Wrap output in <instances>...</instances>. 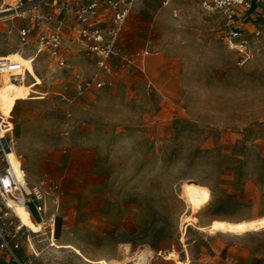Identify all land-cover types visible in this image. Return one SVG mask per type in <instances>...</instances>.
Segmentation results:
<instances>
[{
    "label": "rangeland",
    "instance_id": "obj_1",
    "mask_svg": "<svg viewBox=\"0 0 264 264\" xmlns=\"http://www.w3.org/2000/svg\"><path fill=\"white\" fill-rule=\"evenodd\" d=\"M174 2L181 4L172 3L168 13L163 0H143L140 8L133 7L122 40L125 53L135 57L129 66L116 58L111 73L99 68L95 54L75 44L72 17L62 27V66L34 35L27 44L21 41L13 13L0 14H13L0 18V56L24 66L15 73L18 80L5 75L0 110H14L15 150L29 182L48 191L47 217L56 218L54 233L45 227L42 234H33L24 226L17 234L23 264H175L176 259L264 264V229L236 235L209 228L216 219L264 217V120H221L235 103L240 116L254 108L263 113V73L257 78L252 71L240 73L237 95L232 96L229 70L254 63L262 71L264 53L249 48L251 57L242 62L223 41L228 29L224 13L205 11L201 0ZM239 16L248 42L262 36L264 26L246 24L243 10ZM164 40L178 42L177 51L166 54ZM147 47L160 55L148 56L143 72L135 63ZM163 55L164 63L153 64ZM186 70L190 78L185 87ZM96 75L108 88L161 81L159 119L141 116L143 101L136 98L135 113L110 115L100 126L91 106L99 91L75 92L77 76ZM194 102L201 104L200 120L190 112ZM108 121L122 123L115 128ZM188 182L207 186L211 197L193 213L194 222L182 228L183 217L191 212L183 193ZM171 252L176 256L166 258ZM0 264L12 263L0 255Z\"/></svg>",
    "mask_w": 264,
    "mask_h": 264
},
{
    "label": "built area",
    "instance_id": "obj_2",
    "mask_svg": "<svg viewBox=\"0 0 264 264\" xmlns=\"http://www.w3.org/2000/svg\"><path fill=\"white\" fill-rule=\"evenodd\" d=\"M172 1L164 0L163 4ZM52 5L59 11L60 18L54 19L51 11H40L36 2L24 0H2L0 9H8L16 18H23L26 11L34 10L31 25L19 29L21 41L27 44L31 35H34L38 44L48 48L52 55L58 57L62 66L65 65V59L60 53L64 39L62 27L67 23L66 19L69 16L73 17L70 30L75 36V42L84 45L87 51L98 57V66L102 71L111 73L114 70V60L118 57L129 63L133 61L135 56L125 53L121 37L133 11L134 0H61L53 2ZM201 6L207 12L219 11L225 14L228 29L223 35L224 43L242 56V62L249 59L251 52L242 28L245 22L242 21L243 16H239V12L243 10L246 18L245 14L251 9L252 0H201ZM174 15L177 16L178 13L174 12ZM256 35H259V31ZM148 53L149 51L145 50L142 56ZM23 69L21 62L0 56V84L6 74L14 76ZM104 85L105 82L98 77L77 76L75 92L82 95L93 89H102ZM13 111L8 115L0 111V255L12 264H23L19 255L22 245L17 234L24 225L17 207L25 206L35 223L40 222L46 228L50 227L53 233L56 218L50 219L46 215L45 193L48 191L32 185L26 179V170L22 167V162L16 166L13 161L15 151L13 134L16 126ZM51 188L56 190V186ZM32 205L40 213V220L36 218Z\"/></svg>",
    "mask_w": 264,
    "mask_h": 264
},
{
    "label": "crops",
    "instance_id": "obj_3",
    "mask_svg": "<svg viewBox=\"0 0 264 264\" xmlns=\"http://www.w3.org/2000/svg\"><path fill=\"white\" fill-rule=\"evenodd\" d=\"M6 1H11V0H6ZM24 1L25 2H36L37 9H39L40 11H45V12L51 11L53 13L54 19H58L61 17V15L59 14V11L56 8H54V6L52 5L53 2H55V1L61 2V0H24ZM142 1L143 0H134L133 7L136 6V7L140 8L142 5ZM1 3H2V0H0V4ZM172 3H173V5L174 4L180 5L181 4L180 2H174V0H173L172 2H170L166 5L162 4L163 5L162 9L166 13H168L169 12L168 7ZM33 11L34 10L26 11L24 13L23 18H18L19 21L17 22V25L20 26V28L24 27V26H30L31 25V16H32ZM174 12L178 13V10L173 9V15H174ZM245 16H246L247 21H248V22H246V24H252L253 27H263L264 26V0H260V2L257 4V7H256L254 12H252L250 14L247 12L245 14ZM69 17H72V16H69ZM69 17H67V19H66L67 21H68ZM0 39L2 40V43H3V34L2 33H0ZM73 40L75 42V38ZM121 40H122V37H121ZM75 44H77V43L75 42ZM77 45H81V44H77ZM122 45H123V40H122ZM163 45H164L163 47L165 48L164 50L166 51V54H170L169 51H171L172 49L177 51V48L179 47L178 42L170 44L167 42V40H164ZM248 45H249L250 50L254 54L255 53H257V54L264 53V33L259 38L255 37V38L251 39L248 42ZM12 48H13V45L10 47V49H12ZM123 48H124V45H123ZM192 48L193 47L190 45L188 50H190V49L192 50ZM145 50H148V47ZM150 55H156L157 56V55H160V52L157 51V52L152 53L151 51H149V53L147 55L142 56L141 60L135 63V65L137 67H139L143 72L146 71L147 57ZM166 59H167V56H165V55H163L161 57H157V58L153 59V64L161 65L162 63H164L166 61ZM130 64H131V62L128 63V66ZM196 70L198 71L197 68H196ZM249 71H252L254 74H256L254 76L255 78H257V75H259L260 72H262L264 75V69L262 71H260L254 65V63L247 65L246 68H243V69H241L238 66L230 67L229 78L231 79L232 86H235L232 89V96L237 95L236 93L238 92L240 73L249 72ZM95 77H98V76L96 75ZM189 78H190V76L188 75V70H186L183 73V82H184L183 85L185 87H186L187 80H189ZM99 79H101V78H99ZM175 83H178V81H176ZM161 84H162V82L159 80H157L154 84L152 82H149V84H146L144 81H140L137 83L124 82V83H120L115 88H111V87L108 88L107 84L105 83V85L102 89H93L92 90V91H99L98 98L92 102V105H91L92 106V112H93L97 122L99 123V125L103 126L107 123V120H108L110 115L123 113V112H125L126 114L135 113L136 110L134 107V102H135V99L138 98V99H141V101H143V103L141 104L142 107L138 111L139 113H141V116L151 114L153 116L156 115V119H159L160 94H159L158 90H159L160 86L162 87ZM174 86H175V84H174ZM150 87L152 89L151 91L149 89ZM196 96L199 98L201 96H203V91L202 90L198 91L196 93ZM150 99H151V101H150ZM149 101L151 102V105H149ZM143 104H144V106H143ZM235 105H236L235 107H234V104L231 106V111H227L223 114V117H221L222 121L230 122V121H238L240 119L264 120V111H263V113H261L259 111L257 112V110L255 111V108H254V110L252 112L244 114L247 116H240L238 104L235 103ZM189 108H190V112L192 114L197 115L196 119L200 120L203 118L201 116L202 115L200 112L201 111L200 110L201 104L199 102L190 103ZM234 108L236 110H234ZM209 118L214 119V117H209ZM153 119L154 118H152V120ZM188 119L191 120L192 118L190 117ZM158 121L159 120H157V122ZM118 123H122V122L121 121L120 122L115 121L113 123L109 122V124L113 125L115 128H117L119 126ZM125 125H128V127H131V128L134 127V126H132V124L130 122H125ZM223 125H225V124H223ZM140 129H142V128H140ZM102 147H103V142L100 139L98 141V144H97V153L98 154H100V152L102 151V149H103ZM32 182H36V181H32Z\"/></svg>",
    "mask_w": 264,
    "mask_h": 264
},
{
    "label": "bare ground",
    "instance_id": "obj_4",
    "mask_svg": "<svg viewBox=\"0 0 264 264\" xmlns=\"http://www.w3.org/2000/svg\"><path fill=\"white\" fill-rule=\"evenodd\" d=\"M3 12H8V9H3V10L0 9V13L3 14ZM217 12H219V11H217ZM9 16H13V14H8V15H4V16L0 15V18H5V17H9ZM3 79H2V81H3ZM8 80H18L17 74L9 77ZM2 81H1V83H2ZM9 114H12V111ZM12 157H13V161L15 162L16 166H18L19 162H20V157L17 154L16 150L14 151V154ZM22 167H23V163H22ZM26 179L29 181L27 172H26ZM31 184L36 186L32 182H31ZM183 193H184V197H185L186 202L190 206L191 212L183 217V220H182L183 227L182 228H184L185 225L188 226V225L192 224L191 221H193L192 220L193 213L197 212L199 207L202 204H204L205 202L209 201L210 197H211L210 190L207 186L201 185L198 183H194V182L186 183ZM205 194H207L206 199H205ZM17 212L21 217L23 225L26 226L33 234H38V235L42 234L43 228H45V225L40 223V222L35 223L31 217L29 210H27V208L25 206H23V205L18 206ZM260 222H264V217L255 218V219L254 218L253 219H243V220H239V221L216 219L213 221V223L210 225L209 228H210V230H212L214 232L221 231L224 233L244 235V234H247L249 232H260L262 229H264V226H262ZM238 225H243L244 230L243 231H239V230L232 231L231 230V229L236 228V226H238ZM173 256H176V255L174 252H171L170 254L166 255V258H172ZM174 258H176V257H174ZM138 264H140V262ZM175 264H190V262L189 261L184 262L180 259H176Z\"/></svg>",
    "mask_w": 264,
    "mask_h": 264
},
{
    "label": "trees",
    "instance_id": "obj_5",
    "mask_svg": "<svg viewBox=\"0 0 264 264\" xmlns=\"http://www.w3.org/2000/svg\"><path fill=\"white\" fill-rule=\"evenodd\" d=\"M260 2V0H252V6H251V9L248 11V13H252L255 11L256 7H257V4ZM247 20V18H246Z\"/></svg>",
    "mask_w": 264,
    "mask_h": 264
},
{
    "label": "snow or ice",
    "instance_id": "obj_6",
    "mask_svg": "<svg viewBox=\"0 0 264 264\" xmlns=\"http://www.w3.org/2000/svg\"><path fill=\"white\" fill-rule=\"evenodd\" d=\"M207 198V194H205V199ZM261 223V225L262 226H264V222H260ZM254 226V225H253ZM232 231H237V230H239V231H243L244 230V226L243 225H238V226H236V228H234V229H231Z\"/></svg>",
    "mask_w": 264,
    "mask_h": 264
}]
</instances>
